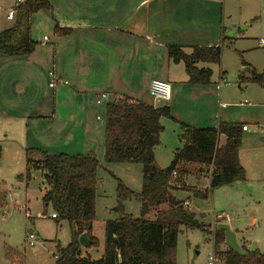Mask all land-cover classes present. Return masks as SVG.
<instances>
[{
  "label": "rangeland",
  "instance_id": "374dc122",
  "mask_svg": "<svg viewBox=\"0 0 264 264\" xmlns=\"http://www.w3.org/2000/svg\"><path fill=\"white\" fill-rule=\"evenodd\" d=\"M219 1L224 10H229L231 16L223 21L225 30L220 64L206 66L212 70L214 81L219 70L225 71L227 90H235L239 71L244 73L243 69L247 65L264 67V45L260 43L264 40V0ZM7 8V0H0V31L11 24L5 20L4 9ZM45 23L39 14L34 15L33 19L31 17L32 39L39 43L38 56L40 49L46 50L54 43V31L49 26L46 27ZM231 34L233 35L230 36ZM44 36L49 40L46 47L40 45ZM0 58V73L3 72L0 76L3 81L0 83V97L3 96L2 92L9 93L8 100L5 97L0 98V264H53L56 247H65L70 241L71 227L67 222L56 223L51 217V207L44 208L41 172L38 169H30L28 174L26 172V161L37 162L40 156L37 153H27L26 150L74 155L68 148L70 144L66 142L77 137L79 128L70 125L76 121L77 115L72 118L71 110L67 109L64 120L63 116L59 118L58 115L52 119L54 97L56 105L60 99H57L54 90L49 86L47 72L52 68L50 61L35 65L27 63L25 57L9 58L0 55ZM181 68L178 67L179 75L174 71L176 76L184 74ZM149 86L150 83L148 93ZM222 101L227 103L225 99ZM101 103L102 110L97 108L95 112L99 120L95 121L93 118L91 126L83 128L87 129L88 138L82 143L86 155L98 162L92 235L98 240L99 246H88L83 249L85 252L82 251L83 256L88 255L92 260L99 259L103 253L104 226L107 221L121 218V212L132 218H139L141 213V203L135 198L124 201L119 208L116 193L118 183L138 195L142 187L141 166L104 162V109L111 103V99H104ZM185 106L188 117L195 116V110L203 107L202 102L196 99L187 100ZM161 123L164 131L160 134V143L155 148L154 157L156 166L163 169L169 165L174 148L180 147V144L177 143L179 128L165 119ZM195 174L196 169H189V176L184 182L199 189L194 184ZM206 184L207 180L202 178L200 190L207 189ZM183 185L193 188L184 183ZM185 192L178 190L174 194L181 198L190 196L193 204L188 203L186 209L203 224L206 232L181 228L175 249L176 264H207L208 258L215 255L213 232L218 224H227L238 229V234L241 232L250 238L260 239V251L264 253V197L259 191L256 192L258 203L251 204L240 202L238 198L243 195L235 194L236 190L231 188L214 190L206 200L194 198ZM157 211L165 210L160 206L154 209V213ZM154 213L152 210L146 218H155ZM217 215L221 217L216 219ZM252 219L256 223H252ZM30 234L33 235L31 241ZM29 242L33 245L30 246ZM237 243L240 247L244 245H241L239 235ZM219 250L224 252L227 247L220 246ZM216 257L219 261L216 264H224L223 257Z\"/></svg>",
  "mask_w": 264,
  "mask_h": 264
},
{
  "label": "crops",
  "instance_id": "0c3cea01",
  "mask_svg": "<svg viewBox=\"0 0 264 264\" xmlns=\"http://www.w3.org/2000/svg\"><path fill=\"white\" fill-rule=\"evenodd\" d=\"M14 2L15 0H7L8 8L4 9L6 14ZM48 2L49 9L40 10L34 15L39 14L46 22V27L53 29L54 43L46 50L40 49L38 56L39 43L35 42L37 45L34 52L24 57L27 63L35 65L50 61L52 68L47 72V76L53 73L55 78L67 82L66 85L52 87L54 95L60 99L56 105L54 97L52 119L58 115L59 118L63 116L64 120L67 109L71 110L72 118L77 115L76 121L70 123L79 128L77 137L66 142L70 144L69 150L74 152L72 156L86 155L82 143L88 138V131L83 128L90 127L93 118L95 121L99 120L95 112L97 108L99 111L102 110L101 101L104 99L100 96L105 95L106 100L111 99V102L118 97L126 96L154 108L168 106L171 117L163 119L174 123L178 128L180 124L198 129H217L220 123L239 125L241 134L238 160L244 169L245 180L224 188H231L236 190L235 194H242L238 200L245 204L258 203L256 194L258 191L264 197L262 132L264 82L259 86L248 81L252 71L261 74L264 73V67L247 65V68L243 69L244 73L239 71L237 75L235 81L238 84L237 89L227 90L225 71L219 70L214 81L212 70L206 66L208 64H197L198 69L211 70L212 77L208 85H192L187 81L183 64H174L167 57V48L171 46L179 47L186 54L195 47L221 48L225 30L223 21L231 15L228 9L224 10L219 0H48ZM5 20L11 24L4 30L13 26L15 17L10 21L5 15ZM56 29L66 33L59 34ZM30 36L32 39V25ZM44 38L46 37H43L40 45L46 47L49 40L46 38L47 41H44ZM178 67H182L184 72L182 76H176L174 72L179 75ZM1 74L3 72L0 76ZM146 79L148 81H145ZM49 80L50 86V77ZM152 80H161L170 85L169 100L152 99L147 92ZM220 80H225L227 85L221 84ZM2 82L0 79V83ZM1 95L8 100V92H2ZM186 99L202 102L203 107L196 109L193 117H188V111H185ZM223 99L227 103H222ZM98 100L100 103H97ZM243 126L247 128L245 131L242 130ZM224 141V138L220 137L219 144L222 145ZM177 143L180 144L179 140ZM178 148L180 147L174 148L173 154ZM191 168L197 169L190 166L188 170ZM187 176L189 174L184 179ZM202 178L207 180L209 186L210 174L205 176L196 172L194 184L199 189H202L199 187ZM183 183L186 185L184 180ZM176 192L178 191H172L170 194L181 201L184 208L188 203L193 204L190 196L176 197L174 194ZM161 207L165 211L168 209L167 205ZM158 212L154 213L153 209L154 214L157 215ZM220 217L217 215L216 219ZM252 223H256L255 219H252ZM229 228L236 234L237 241L238 235L240 236L241 245L249 246L254 242L256 251L264 254L260 251L262 246L260 239L250 238L241 232L238 234V229Z\"/></svg>",
  "mask_w": 264,
  "mask_h": 264
},
{
  "label": "trees",
  "instance_id": "16d2710c",
  "mask_svg": "<svg viewBox=\"0 0 264 264\" xmlns=\"http://www.w3.org/2000/svg\"><path fill=\"white\" fill-rule=\"evenodd\" d=\"M48 0H26L15 14L11 28L0 32V55L24 57L32 54L36 43L31 39V17L40 10L49 9ZM64 34L66 31L57 30ZM167 57L174 64L182 63L192 85L210 84L212 72L198 69L197 64H219L221 48H192L189 54L179 47L167 48ZM250 83L263 85L264 73L251 72ZM104 162L106 164H137L141 166L142 187L136 195L121 183L117 185L119 208L124 201L135 198L141 203L139 218L123 214L121 218L107 221L104 226L103 253L97 260L82 255L78 238L85 233L90 246L97 248L92 236L95 221V187L98 162L90 155L69 156L48 154L36 149L40 160L26 161V172L38 169L42 175L44 194L42 204L52 209L56 223L67 222L71 227L70 241L65 247L57 246L53 264H176L175 249L181 228L206 232L194 214L180 209L181 201L171 196L172 191L183 190L194 198L206 200L210 193L245 180V172L238 160L241 127L220 123L217 129H198L179 125L176 149L169 165L159 169L155 164L154 149L159 145L163 132L160 120L169 119L170 108H154L143 102L121 96L105 106L104 113ZM220 137L224 143L219 144ZM2 150L0 148V159ZM208 176L207 189L186 188L183 180L188 168ZM176 172V176H172ZM161 205L168 209L158 212L154 219L146 218L149 212ZM214 253L223 257L224 264H264V254L258 251L238 256L224 244V233L217 228L213 232ZM245 245L241 249L245 250Z\"/></svg>",
  "mask_w": 264,
  "mask_h": 264
},
{
  "label": "built area",
  "instance_id": "2783aa9c",
  "mask_svg": "<svg viewBox=\"0 0 264 264\" xmlns=\"http://www.w3.org/2000/svg\"><path fill=\"white\" fill-rule=\"evenodd\" d=\"M24 2H26V0H15L13 6L7 11L6 14V18L7 20H13L16 14V11L18 9V7L23 4ZM44 41H47L46 38H44ZM262 45H264V40H261L260 42ZM49 77L51 79L50 82V86L51 87H55L56 85H61L64 84L66 85L67 82H64L60 79H57L53 76V73H49ZM220 83L227 85L225 83V80H220ZM149 94L150 96L153 98L154 101H167L170 98V85L167 82L161 81V80H152L150 82V86H149ZM101 99H106L105 95L100 96ZM97 103H100V101L98 100ZM247 128L246 126L242 127V130L245 131ZM262 132L264 134V125L262 126ZM172 176L175 177L176 176V172H172ZM52 218H55V215L52 214L51 216ZM29 239L30 241L33 239V235L30 234L29 235ZM29 245H33L32 242H29ZM218 259L216 257V255L210 256L208 258V262L207 264H216L218 263Z\"/></svg>",
  "mask_w": 264,
  "mask_h": 264
},
{
  "label": "water",
  "instance_id": "95a60500",
  "mask_svg": "<svg viewBox=\"0 0 264 264\" xmlns=\"http://www.w3.org/2000/svg\"><path fill=\"white\" fill-rule=\"evenodd\" d=\"M179 208L182 209L183 205H181ZM216 228L224 233L225 246L235 252L238 256L243 257L256 251V244L254 242H252L249 246H246L245 250L243 251L237 243L236 234L229 228L227 224H218ZM78 242L81 248L90 246V240L85 233L79 236Z\"/></svg>",
  "mask_w": 264,
  "mask_h": 264
}]
</instances>
